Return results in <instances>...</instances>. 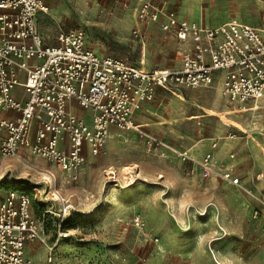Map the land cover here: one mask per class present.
Masks as SVG:
<instances>
[{"label": "rangeland", "instance_id": "1", "mask_svg": "<svg viewBox=\"0 0 264 264\" xmlns=\"http://www.w3.org/2000/svg\"><path fill=\"white\" fill-rule=\"evenodd\" d=\"M142 1L160 11L158 21H140ZM231 1L222 0L214 11L206 4V10L232 12L228 19H237ZM44 3L38 24L49 44L62 30L83 29L101 55L146 69L181 62L184 47L162 29L165 15L177 10L166 0ZM244 3L252 10L261 5ZM252 22L264 25L261 17ZM137 26L139 36L133 34ZM174 92L159 91L142 122L149 135L189 151L190 160L164 146L149 148L135 131L119 130L98 156L86 155L76 180L41 157L0 155V203L11 190L27 194L52 248L29 245L34 264H264V106L228 102L217 89ZM205 157L213 168L209 176L198 164ZM226 171L241 185L224 179ZM66 204L71 210L65 216Z\"/></svg>", "mask_w": 264, "mask_h": 264}, {"label": "built area", "instance_id": "2", "mask_svg": "<svg viewBox=\"0 0 264 264\" xmlns=\"http://www.w3.org/2000/svg\"><path fill=\"white\" fill-rule=\"evenodd\" d=\"M152 7L142 1L140 21L159 20L160 11ZM46 11L44 0H0V111L12 113L0 120L4 158L41 157L76 180L86 151L98 156L110 127L116 126L136 131L149 148L164 146L190 160L186 151L149 135L133 121L142 105L155 99L158 88L173 92L217 84L225 99L264 105V25L257 28L233 19L210 27L169 12L162 29L184 45L181 65L146 69L95 52L83 29L62 30L57 43L49 44L38 24L40 13ZM140 33L137 26L133 34ZM18 87L20 98L14 92ZM74 105L91 111L90 121L80 117ZM198 164L205 176L213 172L208 157ZM48 174L55 180L53 173ZM222 176L241 185L231 171ZM70 208L63 205L64 215ZM36 241L52 249L32 213L30 197L9 191L0 203V264H34L27 246Z\"/></svg>", "mask_w": 264, "mask_h": 264}, {"label": "crops", "instance_id": "3", "mask_svg": "<svg viewBox=\"0 0 264 264\" xmlns=\"http://www.w3.org/2000/svg\"><path fill=\"white\" fill-rule=\"evenodd\" d=\"M237 1H239V0H237ZM241 1H242V3L240 4V6H242L241 8L239 7L238 3L234 0L231 1L230 5H229V8L234 7V6L236 7V15L238 16L236 20H239L241 22H245V23H247L251 26L257 27V28H262L263 25H259V24H257V22H252V21H254V19H258L260 17L264 19V3L260 0H257L259 3H261V5L257 4V6H254L253 10H252L251 8L248 7L247 4L244 3L245 0H241ZM235 2H236L237 6L235 5ZM159 3L164 5V3L161 1H159ZM166 3L169 5V7H173L175 9H177L176 11H174V13L176 14V16L179 19L187 20L190 22H196V23L203 25V26L214 27V26H217L219 24H222V23H225V22H228V21L235 19V18L228 19L229 17H232V15H233L232 12L228 13L229 15H221V14L220 15H212V14L210 15V11L206 10L207 6H208V9L211 11L220 9L223 6L222 0H166ZM206 4H207V6H206ZM165 7H168V6H165ZM262 10H263V16H262ZM176 40H177V38H176ZM179 44H181V43L179 42ZM182 46L184 47V45L181 44V47ZM180 65H181V62L178 66L172 67L171 69L178 68ZM155 68H157V67H155ZM164 68H168V67H164ZM209 89H217L220 93L219 86L217 84L214 87L209 88ZM159 91H167V90H164L162 88H158L156 91V94H155V98H156L157 93ZM14 92H15V96L17 98H20L22 96V88L21 87L16 88ZM167 92H170V91H167ZM172 93H175V92L173 91ZM220 96L222 99H224L228 102H232L228 99L223 98L221 93H220ZM151 102H153V101H151ZM147 103H150V102L144 103L142 105L141 109H139L133 116L134 123L141 125L142 129L146 132H148V131H147L146 125L142 122V118L144 117L143 114H144L145 107H146ZM235 103H239V102H235ZM239 104H241L242 106L252 104L250 106L251 109H256V108H259L261 106H264L262 101H255V100H251V101H248L245 103H239ZM74 110L80 117L84 118L87 121H90L91 111L84 110V109L78 107L77 105H74ZM0 112L2 115L0 120L6 116L12 115V113L2 112V111H0ZM112 129H114V130H112ZM118 130L119 131H125V132L134 131V130H122V129L117 128L116 126H111L110 127V136ZM137 134H139V133H137ZM213 142H212V147H213ZM188 153L191 154L189 151H188ZM87 154H89L88 150L85 153V157ZM32 243L33 242L29 243L28 246L31 245Z\"/></svg>", "mask_w": 264, "mask_h": 264}, {"label": "bare ground", "instance_id": "4", "mask_svg": "<svg viewBox=\"0 0 264 264\" xmlns=\"http://www.w3.org/2000/svg\"><path fill=\"white\" fill-rule=\"evenodd\" d=\"M254 108H255V107H254ZM128 168H129V167H128ZM125 170H126V169H125ZM128 171H129V170H128ZM54 195H55V194H54ZM56 196H57V195H56ZM56 198H57V197H56ZM218 264H221V263L218 262Z\"/></svg>", "mask_w": 264, "mask_h": 264}]
</instances>
